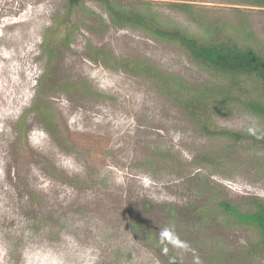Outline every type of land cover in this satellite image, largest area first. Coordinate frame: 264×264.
Masks as SVG:
<instances>
[{
	"label": "rangeland",
	"instance_id": "374dc122",
	"mask_svg": "<svg viewBox=\"0 0 264 264\" xmlns=\"http://www.w3.org/2000/svg\"><path fill=\"white\" fill-rule=\"evenodd\" d=\"M120 1L199 37L232 26L264 51V7L245 0ZM163 76L191 97L230 80L101 0H0V264H264L258 231L218 207L264 199L258 87L243 78L247 94L198 118Z\"/></svg>",
	"mask_w": 264,
	"mask_h": 264
},
{
	"label": "trees",
	"instance_id": "16d2710c",
	"mask_svg": "<svg viewBox=\"0 0 264 264\" xmlns=\"http://www.w3.org/2000/svg\"><path fill=\"white\" fill-rule=\"evenodd\" d=\"M79 1V0H73ZM109 12L113 22L117 25H130L142 27L156 36L179 43L190 57L202 67L212 71L222 79H230L213 86H199L198 97L186 96L184 85L181 80H175L170 76H163V84L176 100L182 104L194 117H202L212 110L221 111L231 101L240 99L247 94L243 78H248L252 84L258 87L259 94L250 98L247 102L253 111L264 116V51L251 40V34H241V31L232 26L221 25L213 21L204 22L205 35L202 37L189 34L182 28L162 27L153 12H144L140 9H130L122 5L120 0H101ZM249 4L264 7V0H245ZM181 9L194 14L192 4L179 3ZM198 19V15H193ZM54 42H58V36ZM69 34L65 37L69 39ZM50 52H54V46H49ZM128 70L136 73L154 74V70L147 65L134 64L133 62L121 61ZM223 81V80H222ZM175 84V85H174ZM190 97V98H189ZM240 101V100H239ZM218 105V108H217ZM218 109V110H217ZM49 118H51L48 115ZM239 138L244 136L239 133L226 132ZM264 144V140L255 138ZM249 209H241L239 206L222 200L218 207L226 215L233 216L238 222L250 225L259 233V245L264 247V199L254 197ZM171 264H181L180 258L169 253Z\"/></svg>",
	"mask_w": 264,
	"mask_h": 264
},
{
	"label": "clouds",
	"instance_id": "9594fccd",
	"mask_svg": "<svg viewBox=\"0 0 264 264\" xmlns=\"http://www.w3.org/2000/svg\"><path fill=\"white\" fill-rule=\"evenodd\" d=\"M249 131H251V129ZM160 238H161L162 242L165 241V240H169V241L175 243V241L172 239L171 229H170L169 226H165V227L161 228V230H160Z\"/></svg>",
	"mask_w": 264,
	"mask_h": 264
}]
</instances>
